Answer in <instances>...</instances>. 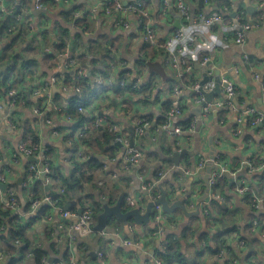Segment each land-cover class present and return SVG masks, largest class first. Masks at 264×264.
I'll list each match as a JSON object with an SVG mask.
<instances>
[{
    "label": "clouds",
    "instance_id": "1",
    "mask_svg": "<svg viewBox=\"0 0 264 264\" xmlns=\"http://www.w3.org/2000/svg\"><path fill=\"white\" fill-rule=\"evenodd\" d=\"M0 16V264H264V0Z\"/></svg>",
    "mask_w": 264,
    "mask_h": 264
},
{
    "label": "crops",
    "instance_id": "2",
    "mask_svg": "<svg viewBox=\"0 0 264 264\" xmlns=\"http://www.w3.org/2000/svg\"><path fill=\"white\" fill-rule=\"evenodd\" d=\"M115 39H118V38H115ZM119 71H120V72H125V71L127 72V69H125V68H120ZM105 91H107V92L110 93V92L112 91V89L109 88V89H107V90H105ZM139 110L143 111V110H144L143 106H141ZM78 122H79V121H77V120H75V119H73V120L71 121L72 124H77ZM63 130H64V129H61V131H63ZM67 131H68V134L71 135V129H68ZM185 150H187V151H189V152L191 151V149H185ZM229 150H230V148H229L228 145H223V146L220 147V151H222V152H226V151H229Z\"/></svg>",
    "mask_w": 264,
    "mask_h": 264
},
{
    "label": "trees",
    "instance_id": "3",
    "mask_svg": "<svg viewBox=\"0 0 264 264\" xmlns=\"http://www.w3.org/2000/svg\"><path fill=\"white\" fill-rule=\"evenodd\" d=\"M3 18V17H2ZM43 30V29H42ZM119 40L118 39H114L113 41L109 42L108 44H106L105 46L107 47H111L113 46L115 43H118ZM106 56L110 57L111 53L105 54ZM126 72V71H125ZM54 199H59V194H55L54 195ZM48 211H51V206H48V208L44 209V212L47 213ZM43 218V217H41Z\"/></svg>",
    "mask_w": 264,
    "mask_h": 264
},
{
    "label": "built area",
    "instance_id": "4",
    "mask_svg": "<svg viewBox=\"0 0 264 264\" xmlns=\"http://www.w3.org/2000/svg\"><path fill=\"white\" fill-rule=\"evenodd\" d=\"M5 2V0H0V4H2V3H4ZM0 18H2V16H0ZM107 90V89H106ZM79 123V122H78ZM77 123V124H78ZM71 134H72V132H71ZM54 198V197H53ZM45 203H47V201H45ZM50 206V205H49ZM162 207V206H161Z\"/></svg>",
    "mask_w": 264,
    "mask_h": 264
},
{
    "label": "water",
    "instance_id": "5",
    "mask_svg": "<svg viewBox=\"0 0 264 264\" xmlns=\"http://www.w3.org/2000/svg\"><path fill=\"white\" fill-rule=\"evenodd\" d=\"M185 152L187 153V152H189V151H187V150H185ZM162 206V205H161ZM163 207V206H162ZM113 210L112 209H109V213H111ZM103 219V218H102Z\"/></svg>",
    "mask_w": 264,
    "mask_h": 264
}]
</instances>
